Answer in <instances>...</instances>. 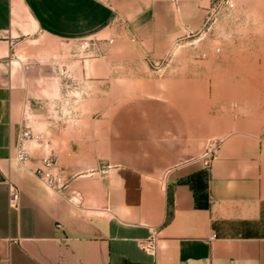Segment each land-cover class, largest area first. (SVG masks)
I'll return each mask as SVG.
<instances>
[{"label": "crops", "instance_id": "0c3cea01", "mask_svg": "<svg viewBox=\"0 0 264 264\" xmlns=\"http://www.w3.org/2000/svg\"><path fill=\"white\" fill-rule=\"evenodd\" d=\"M210 9L211 0H0V264H264V133L232 107L159 102L166 132L134 153L153 157L149 165H91L53 147L64 188L33 173L42 144L31 140L29 159H16L26 116H39L40 100L54 92L31 55L28 25L70 44L95 37L85 71L107 85L122 76L141 94L146 60L160 61L192 14ZM196 79H182L181 91L197 94ZM44 120L37 124L52 123ZM205 138L219 140L209 168L196 144ZM149 236L154 254L138 245Z\"/></svg>", "mask_w": 264, "mask_h": 264}, {"label": "rangeland", "instance_id": "374dc122", "mask_svg": "<svg viewBox=\"0 0 264 264\" xmlns=\"http://www.w3.org/2000/svg\"><path fill=\"white\" fill-rule=\"evenodd\" d=\"M191 24L180 28L171 51L160 61H144L147 91L141 94L128 92L131 83L122 76L107 85L96 83V77L85 71V54L98 47L95 37L70 44L48 39L28 25L23 32L30 33L31 55L40 76L48 73L45 78L52 81L54 92L40 100L39 116H26L27 125L47 140L43 146L58 147L91 165H149L153 157L134 153L140 148L149 152L150 145L160 143L149 138L166 132L162 128L168 109L159 102L199 100L204 106L214 100L220 112L232 107L264 133V0H211L210 11L192 14ZM46 68H51L50 74ZM189 77L197 78L191 83L198 90L195 98L179 87ZM44 119L52 123L37 124ZM207 141L196 144L203 150ZM164 159L169 163L180 158ZM58 169L63 170L60 165Z\"/></svg>", "mask_w": 264, "mask_h": 264}, {"label": "built area", "instance_id": "2783aa9c", "mask_svg": "<svg viewBox=\"0 0 264 264\" xmlns=\"http://www.w3.org/2000/svg\"><path fill=\"white\" fill-rule=\"evenodd\" d=\"M225 4L232 6V3L225 1ZM110 42V41H109ZM87 44V42H84ZM157 63L153 62L154 69H158ZM34 140L38 144L41 142H47L43 139V136L39 133L34 134L27 124H24L19 137L18 144L16 147V159L20 163H25L30 155L28 150V143ZM219 148V140L217 138L209 139L200 156L199 160L204 168H209L210 163L214 156L217 154ZM33 173L39 178L46 186L51 188H64L66 187V179L57 167L55 156L52 154V149L44 146V153L40 157L39 165L33 169ZM8 203L9 206L15 208L17 206L18 192L15 186L11 185L8 187ZM139 247L149 253L154 254L155 252V239L153 236H149L138 243Z\"/></svg>", "mask_w": 264, "mask_h": 264}]
</instances>
